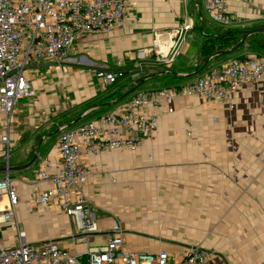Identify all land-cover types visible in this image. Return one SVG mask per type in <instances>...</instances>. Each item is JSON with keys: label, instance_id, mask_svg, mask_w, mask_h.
<instances>
[{"label": "crops", "instance_id": "crops-1", "mask_svg": "<svg viewBox=\"0 0 264 264\" xmlns=\"http://www.w3.org/2000/svg\"><path fill=\"white\" fill-rule=\"evenodd\" d=\"M228 9L249 21L222 26L226 29L264 26V0H228ZM125 16L121 28L79 37L68 52V73L49 62H32L26 71L35 95L20 100L12 115L10 143L20 151L8 164H25L40 152L32 167L9 171L18 195L17 220L32 243L52 239L72 251L74 245L84 250L81 235L74 233L60 206L35 203V196L48 187L36 180L40 165L46 162L52 173L60 164L61 127L72 126L82 114L99 122L108 113L123 111L149 80L158 82L154 88L193 81L206 70H198L206 38L221 26L208 25L212 20L205 0H129ZM184 23L192 28L171 63L157 62L149 52L138 56L140 49L154 45L157 33ZM230 54L264 57V47L249 38ZM109 64L120 67L124 76L107 86L97 73L112 70ZM170 77L176 81H163ZM263 92V84H246L232 94L233 107L206 103L198 95L159 107L146 105L143 112L159 119L142 144L84 155L81 160L89 170L84 191L98 226L91 245H104L121 232L124 246L138 252L166 250L180 257L199 245L209 253V264H264ZM86 103L82 116L69 124L68 117ZM4 123L0 112V137ZM6 161L0 142V168ZM2 230L9 238L3 244L0 235V246L13 245L15 230Z\"/></svg>", "mask_w": 264, "mask_h": 264}, {"label": "built area", "instance_id": "built-area-1", "mask_svg": "<svg viewBox=\"0 0 264 264\" xmlns=\"http://www.w3.org/2000/svg\"><path fill=\"white\" fill-rule=\"evenodd\" d=\"M128 3L129 0H0V112L5 115L0 142L4 145L7 166L12 115L20 100L35 95L26 74L30 63H53L68 73V52L75 41L83 35L109 33L123 27ZM205 5L210 19L221 26L249 21L231 13L228 0H205ZM191 28V23H184L157 33L154 45L140 49L138 56L143 58L149 52L157 62L171 63ZM97 76L109 86L122 78L124 72L102 69ZM246 84L264 85V57L255 54L232 57L206 69L193 81L140 90L130 97L123 111L108 113L99 122L63 125L58 137L60 164L52 173L46 162L40 165L36 180L48 183V187L35 196V203L42 207L52 203L60 206L69 216L74 233L81 235L79 241L84 250L74 245L72 251L52 239L38 243L28 240L17 220V189L7 171L0 178V225L11 227L16 236L13 245L0 246V264H209V253L199 245L190 246L180 257L166 250L138 252L124 246L121 232L104 245H91L98 226L84 191L89 170L81 159L84 155L94 157L142 144L159 119L156 114L143 112L146 105L159 107L177 97L198 95L206 103L233 107L232 94ZM262 101L264 105V92ZM192 128L189 125L188 134Z\"/></svg>", "mask_w": 264, "mask_h": 264}, {"label": "trees", "instance_id": "trees-1", "mask_svg": "<svg viewBox=\"0 0 264 264\" xmlns=\"http://www.w3.org/2000/svg\"><path fill=\"white\" fill-rule=\"evenodd\" d=\"M219 27H221V26H219ZM228 31H230V32H228ZM235 31L236 30L231 29V28H227V29L225 28L223 30L219 28V31L217 32L216 35H209L206 38V41L202 47V50H201L200 56H199V64H200L198 67L199 72H201L202 70H205L207 68L208 65L203 69L201 68V66L208 58L212 57L216 52L223 51V50H230L238 43V41L240 39V35L238 33H236ZM226 32H228V34L224 35V34H226ZM259 37L260 36L258 34L250 37L254 43V46H256V47H258L259 45L255 43V39H257ZM233 52H235V51H233ZM219 57H221V56L218 55V56L211 58L210 62L213 59H217ZM88 105H89V103H86L85 106H88ZM80 116H81V114L77 113V112L74 113L73 115H71V117L68 119L69 124L76 121ZM81 120H82V118L80 117V119L77 120L70 127H74V126L78 125L79 123H81Z\"/></svg>", "mask_w": 264, "mask_h": 264}, {"label": "water", "instance_id": "water-1", "mask_svg": "<svg viewBox=\"0 0 264 264\" xmlns=\"http://www.w3.org/2000/svg\"><path fill=\"white\" fill-rule=\"evenodd\" d=\"M230 32V31H228ZM228 32H226L227 35ZM236 33H238L239 35H241V38L239 39L238 43L230 50H223V51H218L216 52L212 57L208 58L201 66V68H205L211 58L215 57V56H224V55H228L230 53H232L233 51L239 49L240 47H242L244 45V43L252 36L254 35H260L262 33H264V26H260V27H255V28H250V29H241V30H236ZM223 35V36H224ZM255 43L258 44L261 47H264V38H257L255 39ZM144 81V80H143ZM141 81V82H143ZM80 119V118H79ZM78 119V120H79ZM40 152L37 151L36 153H34L33 157L31 158V160L25 164L22 165H18V166H14V167H10V166H4L0 168V172H4V171H22V170H26L30 167H32L36 161L38 160Z\"/></svg>", "mask_w": 264, "mask_h": 264}, {"label": "rangeland", "instance_id": "rangeland-1", "mask_svg": "<svg viewBox=\"0 0 264 264\" xmlns=\"http://www.w3.org/2000/svg\"><path fill=\"white\" fill-rule=\"evenodd\" d=\"M208 25H216V23L215 22H213V21H209L208 22ZM220 29H225L226 27H219ZM235 54H230V55H224V56H221V57H219V58H217V59H213L209 64H208V66H207V68L206 69H208V68H210L211 66H213V65H215V64H218V63H222V62H225V61H227V60H229V59H231L232 57H235L234 56ZM87 59H89V60H91L89 57L87 58ZM107 67V69H112V70H120L121 68L120 67H116L115 65H107L106 66ZM174 69H176V66L174 67ZM30 70H32V68H30ZM197 76V75H196ZM195 76V77H196ZM167 81V82H175L176 81V79H174V78H172V77H170V79H164L163 81ZM184 80V81H183ZM191 80H189V79H182V82H190ZM155 83H158V82H154V80H149V81H147V82H145L144 84H143V88H144V90H146V89H151V88H154V87H157V86H154V85H156ZM169 85H174V83H172V84H169ZM28 101V99H26L25 100V102H27ZM88 106H82V107H79V110H78V112L77 113H80V114H82L84 111H85V109L87 108ZM83 115V116H82ZM81 116V118H82V122H84V121H88L91 117L90 116H87V115H85V114H82ZM70 117H68V119H69ZM81 122V123H82ZM11 150H10V152H9V156H8V159H9V161H11V162H14V159H15V157L18 155L17 153L20 151V149H16L12 144H11ZM7 157V156H6ZM21 226V225H20ZM4 227H8V225H0V235L1 236H3V240H1V243H3V244H6V242H7V240H8V236H5V232H3V228ZM22 227V226H21ZM5 236V237H4ZM100 242V240L99 239H97V241H96V243H99Z\"/></svg>", "mask_w": 264, "mask_h": 264}]
</instances>
